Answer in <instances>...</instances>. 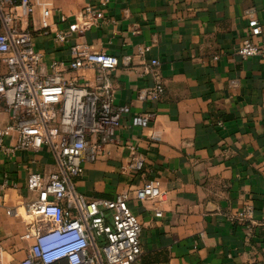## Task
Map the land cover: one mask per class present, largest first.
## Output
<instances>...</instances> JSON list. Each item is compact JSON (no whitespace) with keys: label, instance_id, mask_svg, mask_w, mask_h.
I'll use <instances>...</instances> for the list:
<instances>
[{"label":"crops","instance_id":"1","mask_svg":"<svg viewBox=\"0 0 264 264\" xmlns=\"http://www.w3.org/2000/svg\"><path fill=\"white\" fill-rule=\"evenodd\" d=\"M99 1L42 0L52 10L51 33L42 29L40 6L31 22L47 73L54 61L70 62L77 43L133 60L111 74L115 104L129 106L131 113L116 132L118 142L85 164L78 191L89 200L130 194L129 207L143 224V255L136 264H264V62L237 53L246 39L248 10L263 27L256 41L264 42V0ZM88 6L103 12L98 25L72 33L64 44L55 42V32L78 23ZM153 59L161 62L164 83L158 102L139 95L154 83L144 71ZM66 69L67 80L95 85L94 72ZM149 113L155 120L148 127L132 125L133 115ZM132 148L145 159L140 173L127 169ZM54 170L46 149L0 155L5 264L22 262L34 244L23 239L30 222L7 209L24 217L32 197L29 174ZM153 179L166 193L161 218L153 215L150 202L135 198V191ZM249 203L255 207L253 227L228 220Z\"/></svg>","mask_w":264,"mask_h":264},{"label":"built area","instance_id":"2","mask_svg":"<svg viewBox=\"0 0 264 264\" xmlns=\"http://www.w3.org/2000/svg\"><path fill=\"white\" fill-rule=\"evenodd\" d=\"M99 2L106 5L109 0ZM39 6L42 29L49 35L52 10L42 0H0V155L46 149L56 164L50 173L29 174L27 188L32 197L24 217L13 208L7 209L8 215L31 224L23 239H33L34 244L19 264H136L143 255V224L129 207L130 194L89 200L76 186V180L85 173V164L99 160L107 144L118 142L116 132L131 109L115 104L111 74L121 63L129 65L133 60L130 56L121 60L77 43L71 48L70 62L54 61L52 72H45V56L37 50L31 28ZM246 14V39L237 53L244 60L259 58L264 62V42L256 41L263 27L253 10ZM103 18L101 10L88 6L78 23L56 31L54 40L64 44L72 33L84 32ZM67 66L73 72H94L95 85L67 80ZM160 67L161 62L153 59L144 70L154 83L140 92L141 99H161L164 83ZM154 120V113L136 114L132 125L146 128ZM144 166L145 159L132 148L127 169L140 173ZM165 195L158 179L145 182L135 191L137 200L151 203L156 218L165 213ZM254 215L255 207L249 203L227 218L253 227ZM0 264H5L1 249Z\"/></svg>","mask_w":264,"mask_h":264},{"label":"rangeland","instance_id":"3","mask_svg":"<svg viewBox=\"0 0 264 264\" xmlns=\"http://www.w3.org/2000/svg\"><path fill=\"white\" fill-rule=\"evenodd\" d=\"M101 244H102V246H103V244H105V240L103 239V241L101 242Z\"/></svg>","mask_w":264,"mask_h":264}]
</instances>
